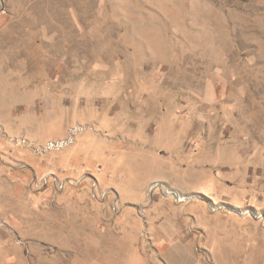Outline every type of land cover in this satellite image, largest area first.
<instances>
[{
	"label": "rangeland",
	"instance_id": "1",
	"mask_svg": "<svg viewBox=\"0 0 264 264\" xmlns=\"http://www.w3.org/2000/svg\"><path fill=\"white\" fill-rule=\"evenodd\" d=\"M0 264H264V0H0Z\"/></svg>",
	"mask_w": 264,
	"mask_h": 264
}]
</instances>
